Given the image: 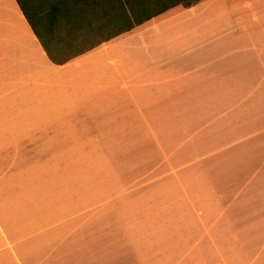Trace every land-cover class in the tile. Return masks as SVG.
Instances as JSON below:
<instances>
[{"label": "crops", "instance_id": "1", "mask_svg": "<svg viewBox=\"0 0 264 264\" xmlns=\"http://www.w3.org/2000/svg\"><path fill=\"white\" fill-rule=\"evenodd\" d=\"M82 147L107 164L92 264H264V0L176 7L61 66L0 0V258L80 232Z\"/></svg>", "mask_w": 264, "mask_h": 264}, {"label": "trees", "instance_id": "2", "mask_svg": "<svg viewBox=\"0 0 264 264\" xmlns=\"http://www.w3.org/2000/svg\"><path fill=\"white\" fill-rule=\"evenodd\" d=\"M48 59L57 66L80 57L134 28L182 7L189 9L203 0H15ZM47 21L46 34L41 22ZM61 25L66 34L76 36L69 43L82 42L84 49L63 60H57L44 39L52 37V28ZM39 28L41 33L36 30ZM72 39V38H71ZM64 46L57 44L56 46Z\"/></svg>", "mask_w": 264, "mask_h": 264}, {"label": "rangeland", "instance_id": "3", "mask_svg": "<svg viewBox=\"0 0 264 264\" xmlns=\"http://www.w3.org/2000/svg\"><path fill=\"white\" fill-rule=\"evenodd\" d=\"M41 30L46 34L47 21L40 23ZM61 25L54 26L52 28V37L46 35L44 39L45 44L51 51L52 55L57 60H63L73 56L76 50L84 49L86 46L81 45L82 42L69 43V41L75 40L76 36L68 37L67 30ZM40 34L39 28H36ZM63 44L64 46H56L57 44ZM80 161L72 164L71 162L65 163V170L74 171L75 174V186L79 183L81 187V227L80 232H76L73 236V225L67 226L65 229V235L59 239H48L45 243L36 239L34 242H28L20 244L16 250L19 264H92L89 247V194L88 188L90 182L93 180L94 186L99 189L104 188V177L107 169V164L104 162V148H80ZM110 165V164H109ZM66 185L72 183V178L66 175ZM71 185V184H70ZM104 190V189H103ZM100 194H97V203L100 201ZM115 213V212H114ZM130 217H135L133 211H129ZM99 218V216H97ZM121 214H114L113 218H120ZM93 229L94 226H93ZM97 227V231H98ZM50 256V257H48ZM12 259V260H11ZM0 258V264H16V260L11 257ZM93 264L96 263V257H94Z\"/></svg>", "mask_w": 264, "mask_h": 264}]
</instances>
